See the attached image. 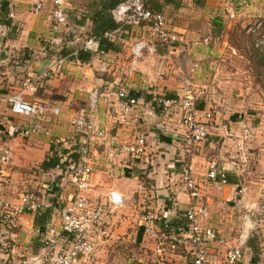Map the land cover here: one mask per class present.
<instances>
[{"label":"crops","instance_id":"crops-1","mask_svg":"<svg viewBox=\"0 0 264 264\" xmlns=\"http://www.w3.org/2000/svg\"><path fill=\"white\" fill-rule=\"evenodd\" d=\"M6 1L5 20L10 25L0 22L5 29V35L0 36L1 94L6 97L20 92L25 101L41 107V120L50 134L23 137L20 129L30 126L33 119L13 115L7 103L1 104L0 155L7 153L8 163L0 194L8 201H15L21 193L32 195L39 202L53 201V195L59 202L68 201L72 189L67 175L55 168L54 141L73 139V150L81 143L83 139L73 137L71 122L81 111L90 114V96L96 90L93 116L107 133L103 146L90 148V197L106 208L101 225L95 229L98 236L94 241V264H154L157 242L143 234L141 217L151 212L159 219L169 220L177 235L178 229L186 226L177 217L187 210L188 199L177 187L179 163L188 158L183 151L178 106L161 112L151 105V99L163 94L175 97L188 79L197 108L211 113L207 140L194 148L190 159L194 179L207 195L209 217L205 225L215 235V241L209 245V261L225 264L226 247L242 243L245 258L239 264H264V250L249 239V229L243 222L246 210L264 196V145L254 141L261 130L264 135V123L253 120L252 111L241 110L248 96L243 100L240 85L245 84L246 88L247 83L234 78L235 73L229 68L241 58L229 37L222 35V31L202 35L207 27L225 28L233 22H244L239 16L248 12L247 3L233 8L231 2L235 0H147L145 6L161 14L181 42L152 54L145 52L137 71L127 76L128 48L137 41L155 45L149 25L142 23L124 32L114 23L115 30L104 32L108 43L102 48L93 38L113 21V7L125 0H65L69 19L67 28L59 34L52 30L54 0ZM35 4L42 5L37 14L32 12ZM9 14L12 19H8ZM53 37L62 38L63 44L50 46ZM87 40L97 42L89 52V61L80 63L72 59L70 55ZM60 58L63 62L58 64ZM102 64L106 73L100 70ZM45 74L37 84L24 88L26 80ZM120 87L137 100L124 122L119 121L113 108L114 95ZM243 128L248 131L246 147L253 156L258 181H252L247 192L239 195L233 183L218 185L208 181L205 173L209 159L226 161L234 154L233 143L244 134ZM140 133L146 139L144 156L107 157L115 145L135 144ZM111 191L125 199L122 208L116 209L107 202ZM40 223L41 218L24 215L13 226L0 225V264H22L20 256L27 261L35 258L49 228L61 235L56 210L48 212L42 227ZM130 238L135 243H128ZM190 251L191 245L185 241L175 253L165 255L167 264L188 263Z\"/></svg>","mask_w":264,"mask_h":264},{"label":"built area","instance_id":"built-area-1","mask_svg":"<svg viewBox=\"0 0 264 264\" xmlns=\"http://www.w3.org/2000/svg\"><path fill=\"white\" fill-rule=\"evenodd\" d=\"M147 0H125L116 5L110 12L113 22L123 31L138 27L146 23L155 39V45H149L143 41L133 43L129 48V61L126 67V75L132 76L138 68L145 52L155 53L157 49H169L181 42V38L169 29L163 16L159 13L151 12L146 6ZM65 0H54V8L51 13L53 21L52 30L59 34L67 28L69 19L64 7ZM42 8L41 4H35L32 12L37 14ZM8 19L13 15L9 14ZM12 27V25H11ZM262 28V23L257 24ZM5 35V29L0 26V36ZM74 41L78 39L74 36ZM50 46H61L62 38L53 37ZM94 40H87L80 44V47L73 52L70 57L78 59L79 53H89L92 47L96 46ZM45 51H43V55ZM63 59L57 60L60 64ZM101 72L106 73V68L102 64ZM36 77L25 81L24 88L27 89L33 84H37L46 77ZM114 110L119 121L124 122L130 109L137 105V100L127 94L122 88L115 92ZM98 93L92 91L89 101L90 114L81 111L73 118L71 126L73 137H78L81 141L73 150L70 148L73 139L54 141L55 168L62 170L68 177V184L72 189L69 199L66 202H59L53 195L50 202H39L34 196L21 193L15 201H8L0 194V225L13 226L24 215L33 217L42 215L47 210H56L59 218L61 235H55L52 228L45 231L37 256L31 260L20 256L22 264H94L93 252L95 248V238L98 236L96 228L101 225V221L106 213L103 204L96 203L90 197L92 169L90 163V148L103 146L106 139V129L98 124L93 113L96 111ZM155 106L160 107L163 112H169L172 106L177 105L180 112V125L183 128L182 143L185 157L179 163L180 185L179 192L187 196V210L180 213L177 220L185 221L186 226L178 229V235L171 229L169 220L159 219L154 213L147 212L141 217V228L143 234L155 239L156 258L154 264H167L165 255L175 253L176 250L187 241L191 245L189 262L186 264H212L209 261V245L215 241L213 230L206 226L208 220V204L206 193L195 181L193 168L190 163L194 148L207 140L208 124L211 121L209 111H200L197 108L193 93L190 90L188 79L182 83V88L176 96L155 95L152 97ZM2 103L9 105L10 112L16 116L33 119V123L22 128L19 134L23 137L34 135L49 136V131L41 120L43 109L37 104L25 101L20 92L12 93L9 96H2L0 88V106ZM243 135L236 137L233 143L234 154L226 161L211 158L206 164L205 177L210 182L225 186L228 179H233V187L237 194L243 195L247 192L249 183L253 180L251 169L252 155L247 149L248 131L243 128ZM133 145H115L108 153L107 157L113 159L118 155H128L139 157L145 155L146 139L140 133L136 136ZM68 147L70 149H68ZM8 163L7 153L0 155V182L6 178L5 165ZM53 182V181H52ZM249 182V183H248ZM174 198H171V202ZM107 202L114 208H122L125 199L114 191L107 197ZM259 211L254 215L251 209L246 210L243 217L244 225L249 230L264 227V201L260 204ZM62 241V245L58 240ZM121 242V241H119ZM128 243H135L134 239H128ZM245 258L243 244L237 247H226L224 251L225 264H239ZM247 264H252L248 262Z\"/></svg>","mask_w":264,"mask_h":264},{"label":"rangeland","instance_id":"rangeland-1","mask_svg":"<svg viewBox=\"0 0 264 264\" xmlns=\"http://www.w3.org/2000/svg\"><path fill=\"white\" fill-rule=\"evenodd\" d=\"M238 1L239 0L231 2L233 8H236L238 3H240L241 5L247 3V5L249 6L248 12L244 11L240 13L241 15L239 16V20H244V22H240L238 24L233 22L229 24V27L225 28L215 26L213 28L207 27L204 29L205 31H202V35L208 36L211 35L212 32L216 35V33L219 34L222 31V35L229 37L231 46L236 48L237 52H239V54L241 55V58H238L236 60L234 66H229V68H232L233 73H235L233 75L235 76L234 78L238 77L240 79V82L247 83L246 88L245 84L240 85V88H243L244 90L243 100L245 96H248L247 102L242 106L241 110L244 112L247 110L252 111L253 116L251 117L253 118V120L258 119L261 123H264V91L261 88V84L257 82L262 81V83H264V75L263 77L258 78L257 71L253 69L252 65L248 61V57L251 56L253 49H259L264 53V28L263 26L262 28L257 27V24L261 22L262 19H264V0ZM254 141H257L259 143L258 145L260 146L264 145V135L262 133V130L259 137L255 138ZM252 150H250V152H253ZM253 163H251V169L253 172L252 181L254 184H256L258 178L256 179L257 173H255V165ZM258 177L260 176L258 175ZM260 199V201L252 204L251 212L254 215H256V213L260 210L259 207L260 204L264 201V196H261ZM249 237V239L259 247V249L264 250V227H254L253 229L249 230Z\"/></svg>","mask_w":264,"mask_h":264},{"label":"trees","instance_id":"trees-1","mask_svg":"<svg viewBox=\"0 0 264 264\" xmlns=\"http://www.w3.org/2000/svg\"><path fill=\"white\" fill-rule=\"evenodd\" d=\"M7 11H8L7 1L6 0H0V18H1L0 22L3 25L9 26L10 25L9 22L7 20H5V16H6ZM261 22L263 23L262 26L264 28V19H262ZM116 28H117L116 25L112 21L111 23L108 24V26L102 27V33L101 34L93 35V38L95 40H97V42H98L99 48H102V46H104V45H106L108 43L106 37H104V32L113 31ZM10 30H11V28H10ZM89 57H90L89 53L80 52L77 60L80 63H85V62L89 61ZM248 61L252 65L253 69H255V71H257V74H258L257 77L258 78L263 77V75H264V53L261 52L259 49H253L252 53H251V56L248 57ZM257 82L259 84H261V88L264 91V83H262V81H257ZM151 105L155 106V104L152 102V99H151ZM155 107H156V109H158L161 112H163L160 107H157V106H155ZM233 182H234L233 179H228V183H233ZM49 211L50 210H47L46 213H43L42 215H39V216L35 217V218H41V223L39 225L40 227H42L44 225V222L46 221V219L48 217V212ZM182 221L183 220H181V222ZM176 226L177 225L175 224L174 227H176Z\"/></svg>","mask_w":264,"mask_h":264}]
</instances>
